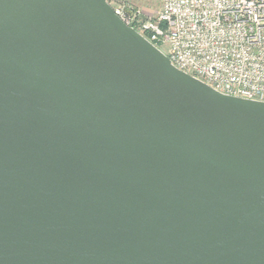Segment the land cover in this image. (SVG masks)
Masks as SVG:
<instances>
[{
	"label": "water",
	"instance_id": "95a60500",
	"mask_svg": "<svg viewBox=\"0 0 264 264\" xmlns=\"http://www.w3.org/2000/svg\"><path fill=\"white\" fill-rule=\"evenodd\" d=\"M0 264H264V102L107 0H0Z\"/></svg>",
	"mask_w": 264,
	"mask_h": 264
},
{
	"label": "built area",
	"instance_id": "2783aa9c",
	"mask_svg": "<svg viewBox=\"0 0 264 264\" xmlns=\"http://www.w3.org/2000/svg\"><path fill=\"white\" fill-rule=\"evenodd\" d=\"M180 71L216 91L264 102V0H107Z\"/></svg>",
	"mask_w": 264,
	"mask_h": 264
},
{
	"label": "rangeland",
	"instance_id": "374dc122",
	"mask_svg": "<svg viewBox=\"0 0 264 264\" xmlns=\"http://www.w3.org/2000/svg\"><path fill=\"white\" fill-rule=\"evenodd\" d=\"M141 3L147 11L156 13L160 7V0H135Z\"/></svg>",
	"mask_w": 264,
	"mask_h": 264
}]
</instances>
